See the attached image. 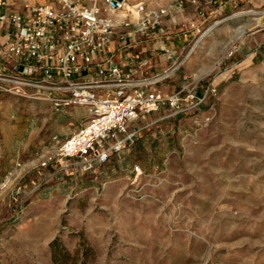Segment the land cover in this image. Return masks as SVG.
<instances>
[{
    "label": "rangeland",
    "instance_id": "rangeland-1",
    "mask_svg": "<svg viewBox=\"0 0 264 264\" xmlns=\"http://www.w3.org/2000/svg\"><path fill=\"white\" fill-rule=\"evenodd\" d=\"M141 1L175 18L169 91L214 92L94 172L42 166L78 124L0 94V264H264V0Z\"/></svg>",
    "mask_w": 264,
    "mask_h": 264
},
{
    "label": "built area",
    "instance_id": "built-area-1",
    "mask_svg": "<svg viewBox=\"0 0 264 264\" xmlns=\"http://www.w3.org/2000/svg\"><path fill=\"white\" fill-rule=\"evenodd\" d=\"M12 1L0 0V8ZM168 14L169 9L141 0H57L54 6L22 0V10L0 14V27L7 26L0 41V94L49 103L55 111L87 110L69 137H53L54 151L42 156V166L55 157L94 172L133 142L132 122L163 105L174 115L191 112L214 92L207 87L201 94L197 83L181 84L167 95L157 88L178 68L177 52L165 43ZM143 38L153 39L171 61L153 76L150 58L134 51ZM134 170L140 172L138 166ZM21 192L16 187L15 194Z\"/></svg>",
    "mask_w": 264,
    "mask_h": 264
},
{
    "label": "crops",
    "instance_id": "crops-1",
    "mask_svg": "<svg viewBox=\"0 0 264 264\" xmlns=\"http://www.w3.org/2000/svg\"><path fill=\"white\" fill-rule=\"evenodd\" d=\"M28 1L32 4H50L53 6L56 5V3H57V0H54L52 2H46L44 0L43 1L42 0H28ZM148 5L153 7V4H148ZM20 10H22V0H13L7 8H0V14L1 13L8 14V13L16 12V11H20ZM174 19L175 18L172 17V14H168V16L166 17V20L164 22V27H165L166 33L169 35L170 38L166 42L164 41L163 38H160V41H161V43L165 42L171 51L176 52V46L178 45L179 41L177 39L178 34H175L176 30L174 29V25H175ZM6 32H7V26L6 25L1 26L0 27V41L4 40ZM134 51H139L143 56H147L148 58H150L151 66L148 69V74L150 76H153L154 74L158 73L161 69L166 67L170 61V60L166 59V55L162 50H158L155 48V44H153V39H149V38L141 39V41L138 43V45L134 48ZM170 81L171 80L166 79L162 82H159L156 86L163 94H166V95L171 94L173 92H176L177 90L169 91L168 86H170V84H169ZM178 87H179L178 88V90H179L181 85H179ZM53 111H54V113L59 112L57 114V118L59 120H61L63 118H73L75 120L76 124H78L75 126V129L79 127L80 123L82 122V120L85 119L86 114H87L86 108L82 107V106H69V107L63 108L60 111H55L54 109H53ZM146 119H149L148 123L145 122ZM140 122L144 123V127L152 126L153 125V112H150L149 114H146L142 118H139L138 120L132 122L129 125V127L131 129L136 130V133H137L140 130V125H139ZM141 139H142V137L137 138L133 142V144H131V146L129 148L124 149L120 153L119 156H112V157L119 159L121 164H122V162H123V164H125L124 160H125L127 153L129 151H131L134 147H136ZM117 159H114V161ZM109 161L107 163L108 165L106 164L107 166H109ZM49 164H50V162H49ZM106 165H104V166H106ZM135 165H137V163H135ZM12 166L13 165H9V167H12ZM126 166L127 165H125V167ZM118 167L120 169H122V166H118ZM103 169H105V167Z\"/></svg>",
    "mask_w": 264,
    "mask_h": 264
}]
</instances>
